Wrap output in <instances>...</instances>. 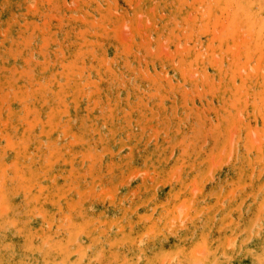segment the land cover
I'll list each match as a JSON object with an SVG mask.
<instances>
[{"label":"rangeland","instance_id":"rangeland-1","mask_svg":"<svg viewBox=\"0 0 264 264\" xmlns=\"http://www.w3.org/2000/svg\"><path fill=\"white\" fill-rule=\"evenodd\" d=\"M0 264H264V0H0Z\"/></svg>","mask_w":264,"mask_h":264}]
</instances>
